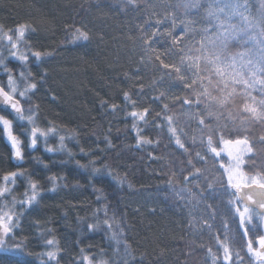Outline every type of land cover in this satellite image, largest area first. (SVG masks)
<instances>
[{"label":"trees","instance_id":"1","mask_svg":"<svg viewBox=\"0 0 264 264\" xmlns=\"http://www.w3.org/2000/svg\"><path fill=\"white\" fill-rule=\"evenodd\" d=\"M223 1L0 0V264H264L213 154L264 185V0Z\"/></svg>","mask_w":264,"mask_h":264},{"label":"rangeland","instance_id":"2","mask_svg":"<svg viewBox=\"0 0 264 264\" xmlns=\"http://www.w3.org/2000/svg\"><path fill=\"white\" fill-rule=\"evenodd\" d=\"M229 4H232V2L230 0L223 1L224 6H227ZM237 9H238V6H237V4H235L232 7V10H237ZM7 44L11 45V43L9 41H7ZM5 51L7 54L6 55L7 58L18 59L17 54H16V51H17L16 50V44L14 47L12 45L9 48L6 47ZM1 73L3 74L5 72L1 71ZM10 82H12V79H10ZM0 124L4 130V137L6 139V142L12 148V150L16 154H18L19 153V144H18V141L16 140V138L11 133V123L7 119H0ZM39 138L42 141H45V139H46L45 136H39ZM249 153H250L249 146L246 144V142H240V141L232 142V143H223L216 151L213 152L215 157H218V158L221 157V158L226 159L227 180H228L230 187L234 186V185L246 183L245 181L247 179L242 174L240 168L242 166L243 157H245ZM6 180H7L6 182L13 181V177L7 178ZM6 192H7V189H5V187L0 192V203L1 204L3 201L2 196L4 194H6ZM23 197L24 198L22 199V202L27 203V204L30 203L31 201H33V199H34V195H32L30 192H27L26 194H24ZM14 202H15V200H14ZM2 210L3 209L0 208V211H2ZM238 215H239L240 220L243 221L248 215V210L243 207V209H239ZM0 216H1V219L8 226H10L12 216L8 215V214H2ZM261 226H262L263 235H264V217L261 218ZM263 245H264V237L259 241V245L257 246V248L251 252V255L254 258V260H259V259L263 258L264 253H260V248ZM1 250H5V249H3V247L1 246ZM8 250H12V248H8ZM13 250H16V249H13ZM223 261L225 263L228 262V256H227L226 252L223 253ZM83 264H94V263L90 262L88 259H85L83 261ZM97 264H99V263H97Z\"/></svg>","mask_w":264,"mask_h":264},{"label":"water","instance_id":"3","mask_svg":"<svg viewBox=\"0 0 264 264\" xmlns=\"http://www.w3.org/2000/svg\"><path fill=\"white\" fill-rule=\"evenodd\" d=\"M0 110L8 112L15 117H21L22 115L20 102L9 96L1 87ZM15 162H18L17 158H15ZM230 190L243 207L254 211L260 217H264V185L258 183L238 184L231 186ZM9 235L8 225L0 219V247ZM260 253H264V245L260 248Z\"/></svg>","mask_w":264,"mask_h":264}]
</instances>
